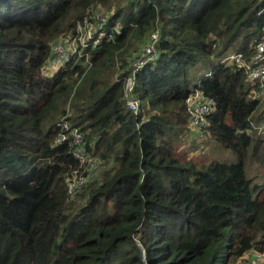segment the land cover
<instances>
[{
    "label": "trees",
    "instance_id": "obj_1",
    "mask_svg": "<svg viewBox=\"0 0 264 264\" xmlns=\"http://www.w3.org/2000/svg\"><path fill=\"white\" fill-rule=\"evenodd\" d=\"M95 14L107 36L88 49L90 66L46 72L56 42ZM153 33L159 57L137 75L135 114L125 82ZM263 40L264 0H0V264H246L264 252V186L246 175L249 152L264 167L252 118L262 102L248 98L257 86L245 71L222 63L250 59ZM215 55L192 87L191 71ZM93 69L111 74L106 93L71 112L69 88ZM196 90L215 103L202 129L186 107ZM65 117L100 159L73 197L66 182L80 164L55 145ZM189 127L238 162L195 161L180 146Z\"/></svg>",
    "mask_w": 264,
    "mask_h": 264
},
{
    "label": "built area",
    "instance_id": "obj_2",
    "mask_svg": "<svg viewBox=\"0 0 264 264\" xmlns=\"http://www.w3.org/2000/svg\"><path fill=\"white\" fill-rule=\"evenodd\" d=\"M106 21V15L95 14L85 20L84 25L77 29L75 35L63 37L57 41L53 48V55L44 66V70L46 72L57 70L72 60L83 61L90 66L88 49H95L107 36L103 29ZM110 39H112L111 36L108 40ZM158 40L159 34L153 33L140 54L131 62L130 73L124 87V100L127 109L135 114L139 113L142 105L135 93L137 75L147 65L158 59ZM222 63L228 66L236 65L238 70L245 71L248 81L257 86V89L251 92L248 98L264 102V40L258 42L255 53L250 59H247L242 53L233 52L227 55ZM186 107L191 125L194 128L202 129L208 125V119L215 110V103L211 99L204 98L201 92L196 90L187 97ZM59 127L61 132L55 139V145L70 144L73 157L81 167V170L74 171L66 182L68 194L73 197L97 177L100 159L89 150L86 135L79 127L72 125L66 117L61 120ZM247 256V264H264V252L251 251Z\"/></svg>",
    "mask_w": 264,
    "mask_h": 264
},
{
    "label": "rangeland",
    "instance_id": "obj_3",
    "mask_svg": "<svg viewBox=\"0 0 264 264\" xmlns=\"http://www.w3.org/2000/svg\"><path fill=\"white\" fill-rule=\"evenodd\" d=\"M220 60L221 58L216 55L213 58L201 59L198 66L191 71V86L195 87L206 74L212 71L213 66L218 64ZM111 77V74H105L103 71L93 69L89 71L88 74L78 83L73 82L71 88L69 89L71 92L78 91L79 96H73L72 102H70L72 108L68 106L66 109H69L72 112L73 106L78 105L81 107L86 103L88 95H92V101L99 99L106 93V90L111 83ZM109 79L110 83H108ZM96 82H100L102 85L96 86ZM93 86H95L94 89ZM73 94L74 93L71 95ZM144 106H146L145 102H143V107ZM252 118L254 122H258L259 127H261L264 131V102L260 104ZM180 146L183 152L191 153L194 157L193 159L197 162L204 161V163H210L212 161H216L229 165L238 162L237 156L230 149L222 147L207 134L191 127L183 132L180 138ZM246 175L253 181L254 186H264V167L254 161L250 152L246 160ZM247 255L242 261L246 264L248 263Z\"/></svg>",
    "mask_w": 264,
    "mask_h": 264
}]
</instances>
